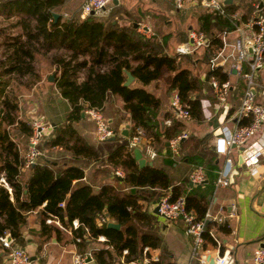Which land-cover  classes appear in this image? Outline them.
I'll return each mask as SVG.
<instances>
[{"label":"trees","instance_id":"obj_1","mask_svg":"<svg viewBox=\"0 0 264 264\" xmlns=\"http://www.w3.org/2000/svg\"><path fill=\"white\" fill-rule=\"evenodd\" d=\"M63 2L64 0H0V35L7 40L10 51V63L3 71L12 72L15 80L14 84L6 79L0 81V106L11 113L7 122H14L13 130L0 128V174L10 188L9 192L0 183V235L8 233L12 244L14 241L20 243L22 211L42 204L41 227L44 226L42 221L45 217H56L61 226L70 231L69 242L74 244L80 255L87 257L91 254L100 263H105V256L113 257L125 249L124 260L129 261L139 258L143 245L156 246L158 242L156 235L135 223L141 221V216L145 214L140 200L147 197L134 191L136 187L160 190L149 191L148 200L157 197L167 188L171 197L182 194L186 208L193 210L196 218L202 219L209 201L207 195L213 189L216 175L214 155H207L203 150L205 144L202 138L188 134L179 142L176 155L171 153L169 147L165 148L164 140H169L181 131L184 128L183 122L169 113L167 115V112L162 113L160 119L159 97L143 86L160 77L163 72H168L167 90L169 93L174 90L177 92L181 101L187 105L190 117L196 121L203 118L200 99L213 97L208 90L207 80L199 73H192L187 67L188 62L194 61L192 53L169 54L155 36L143 35L130 23L120 24L116 20L112 22V18L98 17L94 13H88L84 17L64 16L59 9ZM224 8L227 13L234 10L229 3L224 4ZM52 11L58 13L55 20ZM198 21L197 30L208 39L207 45L201 48L198 60L206 64L208 76L213 75L223 80L227 76L225 71H221L219 67H208L209 60L220 46L213 31L234 27L235 19L204 9L199 12ZM8 28L17 30L9 34ZM38 55L45 57L47 64L53 67L51 83L57 88L60 97L68 103V109L61 118L51 120L52 129L41 139L38 147L60 146L74 158L102 161L104 171H112L118 167L123 174L119 177L112 172L113 179L128 187L127 190L109 182H103L93 189L90 184L79 181L83 170L73 163L51 165L42 158L43 160L35 161L28 167L22 166L21 152L12 139V134L18 137V133H21L28 139L31 118L16 117L17 86L28 88L41 78L36 64ZM123 69L128 70L139 85H122L125 78ZM247 69L244 63L243 71ZM4 86L8 87L6 91ZM111 95L120 97L121 108L126 112V117L123 118L120 109L113 105ZM87 107L98 108L113 131L102 142L91 140L89 135L81 132L87 120L81 116L80 111ZM166 117L170 122L161 126L160 121ZM124 119L129 124L126 136H122L118 129ZM3 120L0 117V123ZM136 129L140 130L145 142L156 153L164 149L166 164H187L186 175L180 179L183 184L173 182L162 167L146 163L138 165L132 149L126 146ZM26 143L27 140L22 147ZM187 145L193 148L182 152L180 149ZM197 165L202 166L206 181L188 187L187 174ZM60 201L63 203L61 206L58 205ZM103 210L120 226L107 227L99 221L98 215H104ZM144 219L148 221L150 217L146 215ZM72 220H76V226H72ZM203 222L205 240L212 244L214 241L207 233L210 227L214 225V229L222 233L229 229L224 222L216 223L205 218ZM100 234L106 237L112 251L104 247L88 251V242ZM76 237L79 238L78 241Z\"/></svg>","mask_w":264,"mask_h":264},{"label":"crops","instance_id":"obj_2","mask_svg":"<svg viewBox=\"0 0 264 264\" xmlns=\"http://www.w3.org/2000/svg\"><path fill=\"white\" fill-rule=\"evenodd\" d=\"M227 3L230 4V8H234V10L229 12L230 18H234L235 23L238 24L246 21L255 4H257L260 9L264 10V0H228L225 4ZM189 6L192 8L187 9ZM188 7L176 10L173 5V0H116L115 2L111 0L105 5L102 12L114 13L111 19L112 22L116 20L120 24L130 23L136 30L139 24L147 26L149 33L146 32L145 36H155L158 42L163 44L164 50L169 54H173V47L177 43L187 39L188 31L190 29H198L192 28L191 24L188 22L185 23V20H182L181 16L185 14V11L189 12V15L193 18V24L196 23L198 25L199 12L204 10L198 3H190ZM185 24H187L186 27L188 30L185 31V33H180V30ZM220 31L222 30L213 31V34L216 35L219 42L220 39L217 35ZM234 35L235 32L227 33L230 40ZM199 50L201 51V48L198 49V52ZM193 53L194 52H192V55ZM198 57L199 56H197V59L194 57V61L188 62L187 67L192 73H199L200 76H203L204 80H207V78H204L205 73H207V66L203 61L198 60ZM193 68L194 70H192ZM163 74V78L161 75L143 86L159 97L161 105L158 117L160 119L164 112L172 116L169 109L171 92L169 93L167 90L166 83L168 72L165 71ZM227 78L229 79L227 105L221 106L215 111L211 104L212 99L203 97L200 99V108L203 118L200 121H196L193 118H190L188 121H182L184 128L181 130H186L188 134L195 138H202L205 144L203 150L207 152V155H214L213 162L216 165L215 171L223 165L225 157L223 149L219 147L220 143L215 140V128L225 124L229 126L232 125L231 112L238 105L243 92V78L238 72L235 70L232 72L230 70L227 74ZM257 84L256 98L259 102L264 104V67L258 72ZM129 85H139V83L133 78ZM208 90H210V88ZM111 96L113 98V105L122 111L123 118L126 117V112L121 108L122 101L120 97L117 95ZM17 97L18 109L16 111V117L21 119L30 117V107L22 113L19 108V103L22 102L24 98L18 95ZM21 115H24V117H21ZM82 116H84L85 121L91 120L84 111ZM57 118H61V115ZM165 119H167V117ZM164 120L160 121L161 126L166 124ZM245 120H247V118H244L242 122ZM51 125L53 126L52 122ZM2 127L11 128L10 130H13L14 122L9 123L3 120L0 123V128ZM124 127H127L126 131L128 133L129 124L125 119L122 120L118 127L120 134H122L121 131ZM81 132L86 136L89 135L91 140L102 142V140H96L94 136V127L90 129L84 127L81 129ZM260 132L264 133V124L259 133L253 138L259 136ZM18 135L17 137L16 134H12V139H14L17 146H19V151L22 154L26 147H22V145L26 142L27 138L21 133H18ZM122 136L125 135L122 134ZM164 146L165 148L168 147L165 144ZM189 148L190 146L187 145L180 150L183 152L189 150ZM192 148L193 146L190 149ZM52 149L62 150L63 156H60L63 157V159L61 157L52 158L51 156L46 157L40 155L36 161L39 162L44 159L51 165L59 166L71 163L76 164L83 170V175L79 181L90 184L93 189L103 182L113 183L118 187L123 186L120 182H115L113 179L114 170L119 169L118 167L112 171L109 169L104 171L101 167L102 161L85 160L81 157L74 158L69 151L64 150L60 146L52 147ZM141 154L147 160L148 157L143 151H141ZM231 157L235 159V171H232L231 182L226 186H213L211 193L207 195L209 201L206 209V220H213L216 223L224 222L229 229L227 232L222 233L214 229L216 226L213 225L210 227L213 231L215 230V235L219 239V245L215 246L208 240L204 241V251L201 255L204 262L201 263L196 255L191 254L190 240L183 231V222L181 219L177 218L172 221H165L158 213H153L152 201L156 197L148 200L149 191L159 192L160 190L157 188L136 187L134 191L141 192L147 197L140 200L141 209L145 212V214L141 216L142 219H140L142 222L135 221V223L143 230H148L150 233L156 235L158 237L157 245H143L139 258L129 261L124 260V253H126L125 249L113 257L105 256V263H100L90 254L86 257L85 264H129L131 262H140L144 258L148 259V264H212L216 255H225L227 257V264H255L252 258V252L264 241V155L260 157L256 167L250 169L243 163L239 148H231ZM166 158L167 157L164 156V149H162L158 151L150 161L151 164L166 170L173 182L183 184L180 179L186 175L188 170L187 164L183 162V164L173 162L171 165H168L165 163ZM205 181L203 180L202 182ZM4 182L0 181L10 192L9 186ZM186 183L188 187L195 185H190L188 180ZM122 188L123 190L128 189V187L125 186ZM41 206L42 204L32 209L22 211L23 217L19 225L22 241L20 243L14 241L13 243L23 248L29 254L32 264H74L73 256L77 251L75 250L74 244L69 242L71 238L70 231L67 228H63L56 217H45L44 221H42L44 226L41 227ZM146 215L150 217L148 221L144 219ZM47 218L49 221H47ZM108 221L117 222L105 216L102 223L106 224ZM119 226L120 224L118 227ZM7 234L8 233H5V235ZM145 246L147 247L146 249H144ZM96 247H104L112 251L111 246L106 241V237L102 234L98 235L96 239L89 241L87 244L88 251ZM0 264H8L6 250L1 245ZM262 264H264V262Z\"/></svg>","mask_w":264,"mask_h":264},{"label":"built area","instance_id":"obj_3","mask_svg":"<svg viewBox=\"0 0 264 264\" xmlns=\"http://www.w3.org/2000/svg\"><path fill=\"white\" fill-rule=\"evenodd\" d=\"M110 1L82 0L78 15L79 17H84L90 11L96 13L102 10ZM190 3H198L204 9L215 11L220 15L230 16L224 8V0H173L176 10L184 9ZM137 30L144 35L146 32L149 33L147 26L143 24H139ZM230 32H235L231 40L227 36V33ZM217 36L220 39V46L209 60V69L219 67L221 71H225L227 74L230 70H235L244 81L240 101L231 112L232 125H221L216 127V131H214L216 135L215 140L220 143L219 147L223 149L225 155L224 163L216 170L213 180L214 187H221L231 182L232 171H235V159L231 157L232 147L239 148L241 159L248 169L256 167L260 157L264 155V133L260 132L259 136L253 138L259 133L264 124V104L256 98L258 72L264 67V10L255 4L244 23H235L234 27L220 31ZM207 43L208 39L201 31L190 29L187 39L177 43L173 47V54L192 53L206 46ZM244 63L248 67L246 71H243ZM207 81L213 97L211 104L216 111L221 106L227 105L229 79L226 76L225 79L219 80L212 75L207 77ZM169 109L172 117L178 120L188 121L191 118L187 105L181 101L175 90L170 94ZM84 112L94 123V136L96 140H104L113 134V131L108 127L105 118L98 108L87 107L84 109ZM244 118H247L246 122H242ZM169 122V118L164 120L166 124ZM30 126L31 133L27 139L26 147L21 154L23 167L33 164L41 155L38 144L43 138V134L47 131V123L44 118L31 117ZM187 135L186 130H181L167 140L172 154L176 155L178 153L179 142L186 138ZM126 146L129 149L139 148L149 159H152L156 154L155 150L145 142L139 129H136L135 133L127 140ZM114 174L122 176L123 172L121 169H115ZM187 179L192 184L201 183L205 179L202 166L197 165L191 168L187 174ZM0 181L4 182L1 174ZM62 204V201L58 203L60 206ZM156 210L165 221H172L177 218L181 219L183 231L190 240L191 254L196 255L201 263L204 262L201 255L204 251L203 243L205 237L203 233L205 232V226L203 218L206 219V212L202 219L196 218L194 211L186 208L184 196L178 194L171 197L169 188L162 190L157 196ZM104 218V215H98L99 221L103 222ZM47 221H49L48 218ZM76 225V220H72V226ZM207 233L212 237L214 241L213 245L218 246L219 239L213 230L209 228ZM75 239L76 241L79 240L77 237ZM0 245L6 249L8 264H32L29 254L23 248L12 244L11 238L6 239L5 235H0ZM146 248L145 246L144 249ZM252 258L255 264H262L264 262V241L253 250ZM73 263L85 264V255L75 253ZM129 264H148V259L144 258L140 262H131ZM212 264H227V257L225 255H216Z\"/></svg>","mask_w":264,"mask_h":264},{"label":"rangeland","instance_id":"obj_4","mask_svg":"<svg viewBox=\"0 0 264 264\" xmlns=\"http://www.w3.org/2000/svg\"><path fill=\"white\" fill-rule=\"evenodd\" d=\"M82 0H64V2L59 6V9L62 10V15L64 16H78L80 5ZM107 5V4H106ZM192 8L189 6L187 9ZM185 14L181 16L182 20H185V23H190L192 28H199L196 23L193 24V18L189 15V12L185 11ZM98 17H107V19L113 18L112 15L114 13H105L102 10H99L95 13ZM85 16V15H84ZM187 24L183 25V28L180 30V33H185L188 30L186 27ZM186 27V28H185ZM189 27V28H191ZM8 33H15L17 28L7 29ZM178 33V34H180ZM7 40L0 35V81L3 79L8 80L10 83H15L13 79L12 72H5L3 69L10 63V56H9V48L7 45ZM201 55V51L198 49L194 51L192 57H197ZM182 59V58H180ZM37 66L38 72L41 75V78L30 85L28 88L18 85L16 88L19 89L17 95L19 97L24 98L22 102L19 103L20 111L23 113L26 111L27 108L30 107V118L31 117H40L44 118L47 123V131L43 134V137L47 134L50 129H52L51 120L56 119L57 117L62 116L63 113L68 108V103L65 99H62L59 95L57 88L46 79V75L53 71V67L47 64V59L43 56L38 55L37 57ZM182 63H184L182 61ZM194 70V68L192 69ZM3 71V72H2ZM2 72V74H1ZM54 75V71H53ZM164 74H162L163 78ZM4 91L8 89L7 86L3 87ZM27 100V102H26ZM29 103V104H27ZM28 106V107H27ZM122 114V111H119ZM11 113L4 111L3 108L0 106V117L4 118V121L9 120V116ZM24 117V115H21ZM89 121V120H88ZM85 128L90 129L93 127V123L90 120L89 122L86 121ZM40 153L46 157L58 158L63 156L62 150H55V149H47L46 147L40 146ZM61 151V152H60ZM61 155V156H60ZM63 159V157H61Z\"/></svg>","mask_w":264,"mask_h":264},{"label":"water","instance_id":"obj_5","mask_svg":"<svg viewBox=\"0 0 264 264\" xmlns=\"http://www.w3.org/2000/svg\"><path fill=\"white\" fill-rule=\"evenodd\" d=\"M116 0H112V2H115ZM225 2L226 1H228V0H224ZM93 13V11H90L89 12V14H92ZM52 17H53V19L55 20L56 19V17H57V15H58V13L57 12H55V11H52ZM232 72H234V70H231ZM123 72H124V74H125V78H124V80L122 81V85H125V86H127V85H129L130 83H131V81L133 80V75L128 71V70H126V69H123ZM53 71L52 72H50V73H48L47 75H46V79L48 80V81H53ZM207 76H208V72L207 73H205V75H204V78L206 79L207 78ZM80 114H81V116L83 115V110H81L80 111ZM127 127H124L123 129H122V131H121V133L123 134V135H127ZM164 144L166 145V146H168V141L166 140V141H164ZM132 153H133V156H134V158L136 159V161H137V163H138V165L139 166H141V165H144L145 163L146 164H151V161L150 160H146L143 156H142V154H141V151L139 150V148H137V147H135V148H133L132 149ZM204 181H205V179H204ZM189 184L191 185L192 183L189 181ZM156 202H157V197L152 201V203H153V209H152V211H153V213H156L157 214V210H156ZM103 212H104V216H107V213H106V211L105 210H103ZM107 227H113V228H117L118 227V223L117 222H113V221H108L106 224H105ZM5 238L6 239H10V236L7 234V235H5Z\"/></svg>","mask_w":264,"mask_h":264}]
</instances>
